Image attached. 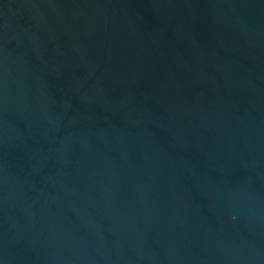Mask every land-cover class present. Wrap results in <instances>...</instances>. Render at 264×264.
I'll return each instance as SVG.
<instances>
[{"label":"water","instance_id":"95a60500","mask_svg":"<svg viewBox=\"0 0 264 264\" xmlns=\"http://www.w3.org/2000/svg\"><path fill=\"white\" fill-rule=\"evenodd\" d=\"M0 264H264V0H0Z\"/></svg>","mask_w":264,"mask_h":264}]
</instances>
